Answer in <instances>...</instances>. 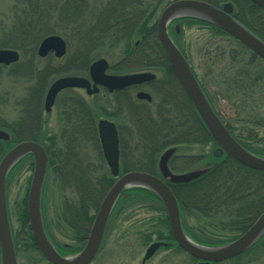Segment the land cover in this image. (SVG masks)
I'll return each instance as SVG.
<instances>
[{
    "label": "trees",
    "instance_id": "trees-1",
    "mask_svg": "<svg viewBox=\"0 0 264 264\" xmlns=\"http://www.w3.org/2000/svg\"><path fill=\"white\" fill-rule=\"evenodd\" d=\"M171 1L65 0L56 7L58 0H15V10L12 9L8 17L10 26L0 22V49L11 48L21 54L18 63L10 67L0 66V77L5 70L11 78L28 83L18 100V117L8 122L0 115V128L9 131L14 138L10 143L0 141V160L21 141L44 145L48 155L47 178L53 173L75 194V201L64 205L63 223L74 241V245L59 244V252L64 256L83 249L101 201L115 182L101 152L97 132L100 118H108L119 125L120 175L141 171L159 176L157 164L165 150L193 144L217 145L180 85L157 37V11ZM201 1L219 8L231 3L234 17L264 38L263 8L249 0ZM183 22L203 25L214 35L229 36L202 21L188 18L175 21L177 24ZM50 35L66 38L69 54L63 62L50 56L39 66L37 47L43 38ZM71 39L76 42L74 49L70 47ZM230 39L235 40L233 37ZM119 49L123 56L112 63L111 73L146 69L162 73V78L153 82L160 86L153 102H138L129 90H123L113 95L110 107L108 103L97 102L98 99L91 105L81 95L71 92L67 97L57 99L62 100L60 133H49L42 112L50 84L65 75H86L95 60L110 54L113 57ZM93 158L98 162L96 168L91 162ZM197 159L179 156L170 163V168L174 172L188 170L192 168L191 162ZM25 160H30L33 166L32 157L28 156L10 174ZM212 160L214 167L202 177L188 184H169V187L179 202L187 235L198 243L218 246L236 240L264 212V171L250 169L228 155L218 159L212 156ZM181 163L184 167L179 169L177 165ZM133 199L149 202L152 208L160 211L153 230L145 236L146 245L156 236V240L165 241L168 248L185 253L173 239L161 201L153 193L140 188L126 191L119 199L111 215L103 247L114 229V219ZM19 217L21 235L13 234L17 259L23 243L28 251L37 253L36 261H45L30 227L27 197L21 202ZM46 228L48 233L51 232L48 225ZM263 253L264 237L246 253L218 264H250ZM189 257L194 264L198 262L196 258Z\"/></svg>",
    "mask_w": 264,
    "mask_h": 264
},
{
    "label": "water",
    "instance_id": "water-1",
    "mask_svg": "<svg viewBox=\"0 0 264 264\" xmlns=\"http://www.w3.org/2000/svg\"><path fill=\"white\" fill-rule=\"evenodd\" d=\"M264 8V0H250ZM188 18L208 23L234 37L252 52L264 59V41L245 25L233 17V6L229 3L221 8L201 0H174L161 12L157 21L158 40L164 49L170 65L180 85L193 102L200 118L212 138L219 145L214 152L220 158L223 152L240 164L258 171H264V158L256 156L241 147L222 124L211 107L187 60L169 34V26L177 19ZM67 52L65 40L59 35L45 37L39 47L41 58L54 54L62 58ZM20 55L12 49H0V65L10 66L19 61ZM109 64L101 58L90 66V78L64 76L56 79L49 87L44 101V108L50 113L60 92L66 89H85L91 95L102 86L109 92L121 90L133 85H140L154 80L152 73H134L127 75H109ZM139 99L151 97L139 93ZM99 139L103 155L109 170L116 181L102 200L88 239L83 249L69 256L59 253L52 242L45 226L42 212V196L48 171V155L44 146L35 141H21L12 147L0 160V264H17L16 251L7 207V180L11 170L27 156L33 157V174L27 196V212L32 234L37 247L50 264H90L98 255L105 232L119 198L125 191L140 188L153 193L164 205L172 236L175 242L193 258L197 264H215L240 256L253 248L264 237V212L253 225L236 240L218 246H208L191 239L185 232L181 218L179 202L168 184H188L209 172L214 164L203 165L196 169L175 173L170 169V162L178 152L185 149L175 146L165 150L158 160L159 176L141 171H131L120 176L119 138L117 127L113 122L100 120L98 123ZM0 140L12 142V134L0 129ZM163 242H154L146 250L142 263L145 264L161 248Z\"/></svg>",
    "mask_w": 264,
    "mask_h": 264
},
{
    "label": "rangeland",
    "instance_id": "rangeland-1",
    "mask_svg": "<svg viewBox=\"0 0 264 264\" xmlns=\"http://www.w3.org/2000/svg\"><path fill=\"white\" fill-rule=\"evenodd\" d=\"M64 1L58 0L55 3L56 7L60 6ZM14 4L15 0H0V22L7 26H10L11 21L8 17L10 18L12 9L15 10ZM162 8L157 11L158 16ZM177 29L179 30L178 32ZM175 31L176 34L174 33ZM169 34L177 35V43L184 50L197 78L206 86L212 99H215L216 108L220 111L225 121L233 122V119H237L238 116L249 118L248 116H253L264 111V104H260L264 100V88L257 95L250 96L251 94H248L245 106L243 105L239 108L238 102L235 100L233 90L235 87V74L238 69L232 63L233 55L237 49L234 41L228 37L220 38L218 37L219 35H214L210 29L203 25L187 24V22L173 24V28L169 31ZM75 46L76 42L71 39V49H74ZM107 56L105 55L111 63H114V61L116 62L117 59L123 56V51L119 49L115 51L113 57L111 54ZM44 63L45 60L39 59V66H42ZM26 86H28L26 81L11 78L6 75L5 70L4 74L0 77V115L8 122H12L18 117L20 110L18 100L22 97V93L24 94ZM248 91L250 92L251 90L249 89ZM77 93L89 104L92 105L94 103V98L88 97L85 92L79 90ZM96 101L99 102V99ZM100 103L106 104L104 101H100ZM107 105L110 107L109 104ZM45 118L48 132L58 135L62 128L59 100L54 106L53 111L47 114ZM124 131L127 132L128 130ZM256 133L260 137H264V130L256 131ZM127 135L126 133V137ZM182 147H185V149L180 151L179 155L186 158L190 156L198 158L194 162H191L194 164H191V169L181 171L182 173L203 165L213 164L214 160H212V156L214 157V152L216 151V146L213 143L206 145H183ZM94 159L91 162L93 163V167L96 168L98 162ZM177 167L181 169L184 166L181 163ZM32 174L33 166L31 161L25 160L10 174L7 183L8 214L12 233L15 235H21L20 206L23 199L28 196ZM73 201H75L73 191L65 187L53 173L46 178L42 196L43 218L45 225L49 226L51 234L58 245H74L70 231L66 228L62 219L65 212V203ZM158 207L161 206L158 205ZM159 214L160 211L152 208V204L149 202L143 203L140 199L129 201L126 209L123 212H119L114 219L112 224L114 229L111 231L107 243L91 264H143L142 260L145 252L152 243H166L165 241L156 240V236L153 237V241L150 244L146 245L145 243V236L153 230ZM36 257L37 253L31 250L28 251L22 243L19 249L17 264L48 263L46 260V262L36 261ZM145 264L194 263L189 255L170 249L167 244V246L161 247ZM226 264L232 263L227 262ZM250 264H264V253Z\"/></svg>",
    "mask_w": 264,
    "mask_h": 264
},
{
    "label": "flooded vegetation",
    "instance_id": "flooded-vegetation-1",
    "mask_svg": "<svg viewBox=\"0 0 264 264\" xmlns=\"http://www.w3.org/2000/svg\"><path fill=\"white\" fill-rule=\"evenodd\" d=\"M173 24H175V23L170 24L169 31L172 30ZM178 31L179 30L177 29V32ZM218 37H220V38H224V37L232 38L230 36H224V35H222V36L220 35ZM62 38L65 40L66 45H67V52H66L65 56H63L62 58H59V59L56 58L54 56V54H49L45 58L39 57V55H38V47H39V45L41 43L40 42L38 47H37V51H36L37 57L39 59H42V60H47L48 57L52 56L56 60H58L60 62H63L67 58V56L69 54V46H68V42H67L66 38H64V37H62ZM171 38L173 39L174 43L177 45V47L180 49L181 53L184 55L185 59L187 60V62L189 64L193 74L195 75V77H196L201 89L203 90L205 96L207 97L209 103L211 104V107L213 108V110L217 114V116L220 119V121L222 122V124L225 126V128L229 131V133L235 139V141L241 147H243L245 150H247L248 152H250V153H252V154H254L256 156L264 158V137H260L259 134L256 133V131L264 130V117H263L264 111H261L259 114H256V115H253V116H248L249 118H245L243 116L242 117L238 116L237 119H233V122L225 121L223 119V117L221 116L220 111L216 108L215 99H212L211 95L208 93V90H207L206 86L197 78V75L194 73V70L191 67V64H190V61H189L188 57L184 53V50L182 49L181 45L177 43L176 36L171 34ZM260 39L262 41H264V38H260ZM234 43L237 46L236 47L237 49H236V53L233 55L232 63H234V65H236L235 68L238 69V70L236 71L237 73L235 74L236 75L235 76V87H234L233 93H234L235 100L238 102V105H239V108H240L243 105L245 106L248 94H251L250 96H253L254 94L257 95V94L260 93L261 89L264 88V59L259 57L257 54H255L251 50H249L240 41L235 39ZM19 55H20V59H21V54L19 53ZM101 58L106 59L108 64H109V68L106 71V73L109 74V75H127V74L146 73V72H148V73L154 74L155 75V79L151 80V81H148L146 83L140 84V85H133V86H130V87H127V88H123L121 90H115L113 92H109L104 87L98 86V88H99L98 92L95 93V94H91V95H89L86 92L85 89H66V90H63L62 92H60L59 95L57 96L56 101H55V103H54V105L52 107L51 112L53 111L54 106L57 104V101H58L57 99L60 96H63V97H61L63 99L64 96L67 97V95H69L71 92L79 94V93H77V91H79V90L85 92V94L88 97H92V98H94V100L95 99H99V101H104L105 103H108V104H112L113 95L115 93L122 92L123 90H129L130 94L132 95V97H134L135 100H137L139 102L141 101V102H143L145 104H151L153 102V99L157 97V95H156L157 92L156 91L160 89V86H156L153 82L158 81V80H160V78H162V73L160 71L153 70V69L152 70L151 69H146V70H142V71H137V72H132V73H124V74L111 73L110 68L112 66V63L106 57H100L99 59H101ZM20 59H19V61H20ZM99 59H97V60H99ZM97 60H95V61H97ZM10 66H7V67H10ZM89 71H90V68H89ZM89 71H88V73L86 75H82L80 77L87 78V79H89L91 81ZM69 76H77V75H69ZM62 77H64V76H62ZM56 79H58V78H56ZM249 89L251 90L250 92L248 91ZM141 92L148 94L151 97L150 101L147 100V99H139L137 97V95L139 93H141ZM45 96H46V94H45ZM94 100H93V102H95ZM44 101H45V97H44ZM44 101H43V112H42V114L45 117L47 114H50L51 112L50 113L46 112V110L44 108ZM61 101H59L60 106H61ZM260 104H264V100H262V103H260ZM60 114L62 116V109L61 108H60ZM102 119L108 120L110 122H113L116 125V127H117L118 138H119V156H120L121 155V149H120V130H119V125L115 121L110 120L108 118H104V117L100 118L98 120V123ZM97 132H98V124H97ZM98 137H99V132H98ZM99 142H100V139H99ZM100 147H101V152H102V155H103L101 142H100ZM218 147H219V145L217 144L215 149L217 150ZM224 155H228V154L226 152H223L222 156H224ZM179 156H181V155H178L176 158H178ZM103 158H104V155H103ZM104 160H105V158H104ZM119 160H120V157H119ZM105 163L107 165L106 160H105ZM119 164H120V162H119ZM107 167H108V165H107ZM108 169H109V167H108ZM123 196H121V197H123ZM116 205H115V207H116ZM115 207H114V209H115ZM114 209H113V212H114ZM90 229H91V227H90ZM107 229H108V227H107ZM107 229H106V232H107ZM89 232H90V230H89ZM49 235L51 236L53 242L55 243V246L59 250V245L54 240L51 232H49ZM88 236H89V234H88ZM100 252H99V254H100Z\"/></svg>",
    "mask_w": 264,
    "mask_h": 264
},
{
    "label": "bare ground",
    "instance_id": "bare-ground-1",
    "mask_svg": "<svg viewBox=\"0 0 264 264\" xmlns=\"http://www.w3.org/2000/svg\"><path fill=\"white\" fill-rule=\"evenodd\" d=\"M6 49H11V48H6ZM12 50H15V49H12ZM15 51H17V50H15ZM17 52H18V51H17ZM18 53H19V52H18ZM66 76H69V75H66ZM0 141H2V140H0ZM5 142H6V141H5ZM12 142H13V141H12ZM7 143H10V142H7ZM15 145H16V144H15ZM15 145H14V146H15ZM14 146H13V147H14Z\"/></svg>",
    "mask_w": 264,
    "mask_h": 264
}]
</instances>
